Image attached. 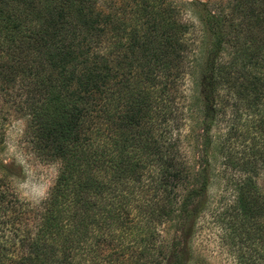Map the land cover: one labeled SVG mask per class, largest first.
I'll return each instance as SVG.
<instances>
[{
    "label": "trees",
    "instance_id": "trees-1",
    "mask_svg": "<svg viewBox=\"0 0 264 264\" xmlns=\"http://www.w3.org/2000/svg\"><path fill=\"white\" fill-rule=\"evenodd\" d=\"M162 2L137 3L132 27L103 44L111 22L100 0H0V130L7 109L21 113L33 152L58 164L48 195L31 204L17 199L8 182L16 171L0 161V206H25L12 243L32 258L15 255L16 264H108L105 256L113 255H134L133 264H186L177 236L156 234L157 243L147 233L158 192L182 216L188 206L191 213L204 206L209 185L207 157L179 162L167 136L175 113L166 98L183 44ZM235 3L204 20L211 41L198 92L203 120L211 122L224 113L220 92L231 95L237 39L254 41L251 32L264 23V0ZM251 44L244 55L256 63L264 43ZM261 162L239 166L233 185V206L249 221L264 215V181L253 176ZM131 210L134 222L126 220Z\"/></svg>",
    "mask_w": 264,
    "mask_h": 264
},
{
    "label": "rangeland",
    "instance_id": "rangeland-1",
    "mask_svg": "<svg viewBox=\"0 0 264 264\" xmlns=\"http://www.w3.org/2000/svg\"><path fill=\"white\" fill-rule=\"evenodd\" d=\"M142 1L100 0L103 13L109 15L111 22L102 37L103 44H110L115 34L121 35L125 28L127 31L132 27L135 15L132 9ZM235 5V0L162 2L163 8L174 13L170 18L178 24L177 36L181 42L179 44H183L166 98L175 113L174 119L169 122L171 132L167 136L174 143L172 151L179 162H194L207 157L209 185L203 196L204 206H198L195 213H191L192 206H188L186 214L182 216H179L180 206L176 202H173V206L168 205L165 199L169 200V197L165 194L163 197L158 192L155 199L158 204L154 201L157 206H151L156 213L149 219L150 229L147 233H152L149 242L157 243L163 237L177 236L186 264H264V215L249 221L233 206V185L242 176L238 167L257 168L264 161V50L260 48L256 63L254 59L245 57L250 54L245 51L253 49L254 44L251 43H264V23H258L251 32L256 36L254 41L244 43V35L237 39L234 49L237 59L227 72L232 80L231 95L226 97L225 91L220 92L219 100L224 113L213 122L203 120L198 92L200 71L211 41L209 35L205 34L204 20L210 15L218 18L220 13L232 10ZM223 30L225 33L227 27ZM249 32L246 31V35ZM206 124L209 126L207 137L211 141L207 149L203 143ZM0 135L3 143L0 146V161L16 171L8 182L17 199L31 204L39 203L53 186L58 164L42 161L36 156L27 142L25 118L12 108L6 111ZM184 171L187 172V167ZM253 176L261 186L264 169L258 168ZM148 196H151V192ZM24 208L14 206L10 210L0 206V264H16L13 257L20 254L32 258L28 249H20L17 243H12L16 240L13 238L14 230L21 229L25 221ZM128 219L135 221L134 210L130 211L129 217H126ZM156 234H159L158 240ZM100 253L101 257L107 255L105 251ZM135 258L134 255L105 256L108 264H133ZM140 263L146 264L145 261Z\"/></svg>",
    "mask_w": 264,
    "mask_h": 264
},
{
    "label": "clouds",
    "instance_id": "clouds-1",
    "mask_svg": "<svg viewBox=\"0 0 264 264\" xmlns=\"http://www.w3.org/2000/svg\"><path fill=\"white\" fill-rule=\"evenodd\" d=\"M23 194V193H22Z\"/></svg>",
    "mask_w": 264,
    "mask_h": 264
}]
</instances>
